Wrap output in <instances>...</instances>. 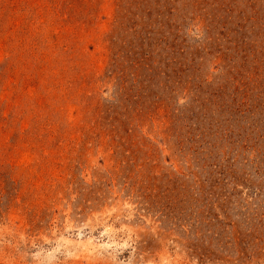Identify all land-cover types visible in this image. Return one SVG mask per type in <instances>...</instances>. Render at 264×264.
Wrapping results in <instances>:
<instances>
[{
    "label": "rangeland",
    "instance_id": "1",
    "mask_svg": "<svg viewBox=\"0 0 264 264\" xmlns=\"http://www.w3.org/2000/svg\"><path fill=\"white\" fill-rule=\"evenodd\" d=\"M0 264H264V0H0Z\"/></svg>",
    "mask_w": 264,
    "mask_h": 264
}]
</instances>
